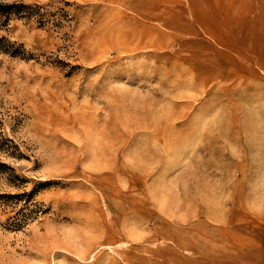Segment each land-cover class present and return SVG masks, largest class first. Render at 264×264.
Wrapping results in <instances>:
<instances>
[{
    "label": "rangeland",
    "instance_id": "rangeland-1",
    "mask_svg": "<svg viewBox=\"0 0 264 264\" xmlns=\"http://www.w3.org/2000/svg\"><path fill=\"white\" fill-rule=\"evenodd\" d=\"M1 1L43 15L0 32L18 51L0 52V162L25 181L0 175V194L43 212L15 230L17 208L0 206V264H227L168 225L264 202L245 25L230 43L202 35L211 0Z\"/></svg>",
    "mask_w": 264,
    "mask_h": 264
},
{
    "label": "crops",
    "instance_id": "crops-1",
    "mask_svg": "<svg viewBox=\"0 0 264 264\" xmlns=\"http://www.w3.org/2000/svg\"><path fill=\"white\" fill-rule=\"evenodd\" d=\"M201 7L196 25L206 37L216 33L217 40L230 43V32L240 24L245 25L243 42H248L253 50L248 65L254 69L244 79L264 83L261 75L264 74V24L256 20L264 13V0H249L245 10L240 0H211ZM249 25H252L251 31H247ZM229 210L223 217L213 213L197 218L190 229L186 228V223L168 226L179 237L194 238L197 256L213 261L226 258L227 264H264V202L235 201Z\"/></svg>",
    "mask_w": 264,
    "mask_h": 264
},
{
    "label": "trees",
    "instance_id": "trees-1",
    "mask_svg": "<svg viewBox=\"0 0 264 264\" xmlns=\"http://www.w3.org/2000/svg\"><path fill=\"white\" fill-rule=\"evenodd\" d=\"M42 15L41 8L38 6L30 7L20 2L7 3L0 0V32L7 29L11 19L13 18L27 20L34 18L38 22H41ZM0 52L17 54L18 51L14 49L13 45L10 44L9 40L5 36L0 34ZM10 154L15 158L20 157V154H15L13 151ZM0 175L5 177V180L16 188H19V185L17 184L22 185L25 183V181L15 173L14 169L3 162H0ZM8 203H12V208H17L12 209L11 211L14 215L13 224H15V230L22 229L30 220L34 219L41 212H43L41 207L36 205V203H33L32 194L27 193L26 191L13 195L0 194V206H4L5 204L6 207H9L10 205H7Z\"/></svg>",
    "mask_w": 264,
    "mask_h": 264
},
{
    "label": "bare ground",
    "instance_id": "bare-ground-1",
    "mask_svg": "<svg viewBox=\"0 0 264 264\" xmlns=\"http://www.w3.org/2000/svg\"><path fill=\"white\" fill-rule=\"evenodd\" d=\"M178 16H180V15H178ZM195 20H196V18H195ZM158 29H160V28H158ZM160 30H161V29H160ZM161 31H162V30H161ZM167 36H170V34L167 33ZM212 36H213V37H208V38H211V39L213 38V40L215 39L216 42H220L219 40H217L218 35H216V33H215L214 35H212ZM222 44H223V42H222ZM210 77H212V76H210ZM208 79H210V78H208ZM205 82H206V81H205ZM69 121H71V120H68L67 123H68ZM69 123H70V122H69ZM69 123H68V124H69ZM194 243H195V242H194ZM183 245H184V244H183ZM185 247H186V245H185ZM185 247H183V248H185ZM189 249H190V248H189ZM189 249H188V250H189Z\"/></svg>",
    "mask_w": 264,
    "mask_h": 264
}]
</instances>
